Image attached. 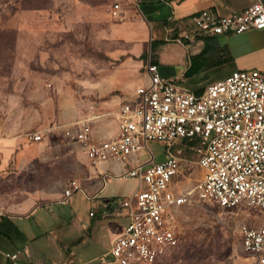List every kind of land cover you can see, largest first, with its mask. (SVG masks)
Segmentation results:
<instances>
[{"label":"rangeland","instance_id":"rangeland-1","mask_svg":"<svg viewBox=\"0 0 264 264\" xmlns=\"http://www.w3.org/2000/svg\"><path fill=\"white\" fill-rule=\"evenodd\" d=\"M132 2L0 0L1 210L38 189L46 195L43 199L51 192L64 198V186L81 173L82 151L56 125L86 114L92 101L98 103L100 111H113L117 100L130 98L134 86L141 83L143 64L150 53L154 56L156 43L152 42L151 49V42H147L142 51L134 53L131 41L106 35L111 23L120 20L112 13L114 4ZM230 39L233 37L224 34L211 38L212 54L194 60L195 66H203V72L195 77L201 83L229 74L226 69L230 63L215 62L222 63L229 56L225 42ZM37 130L44 135L34 142L28 133ZM195 144L190 140L186 146L174 147L195 162L192 168L174 175L190 187L201 175ZM147 145L155 161L165 156L164 141L149 139ZM131 183L129 180L118 187L116 195H123L124 187ZM80 186L70 197L52 203V208L42 207L39 216L50 223L53 230L49 236L54 237L55 245L66 251L63 245L67 244L74 251L76 263L98 264V257L109 249L111 238L119 231L100 233L98 225L112 221L123 226L126 219L89 215L96 201ZM178 216V243L155 264L250 262L241 247L240 227L260 225L259 210L199 200L182 205Z\"/></svg>","mask_w":264,"mask_h":264},{"label":"built area","instance_id":"built-area-1","mask_svg":"<svg viewBox=\"0 0 264 264\" xmlns=\"http://www.w3.org/2000/svg\"><path fill=\"white\" fill-rule=\"evenodd\" d=\"M118 8L115 3L114 15ZM192 22V30L166 39L182 43L198 35L264 29V4L256 0L224 15L202 9L192 15ZM145 71L147 82L137 85L130 98L108 112L116 121V133L95 134L93 122L105 114L96 101L89 104L86 114L56 125L78 143L91 163L123 161L129 166L119 176L137 180L128 194L105 199L89 211L100 218L126 219L109 249L98 257V264L157 263L178 243L180 207L199 200L259 210L260 225L240 227L241 247L251 258L248 264H264V67L234 69L201 92L162 75L158 64L149 59ZM43 135L41 130L28 133L33 141L42 140ZM149 139L166 143L163 159L154 160ZM190 140L196 142V163L201 167L191 187L174 178L195 164L181 150H174ZM80 188L76 179H70L62 199Z\"/></svg>","mask_w":264,"mask_h":264},{"label":"crops","instance_id":"crops-1","mask_svg":"<svg viewBox=\"0 0 264 264\" xmlns=\"http://www.w3.org/2000/svg\"><path fill=\"white\" fill-rule=\"evenodd\" d=\"M254 1L256 0H133L132 3H119L117 16L120 20L111 23L106 35L113 39L131 41L134 53L142 51L143 45L147 42L156 43L154 56L150 53L143 64L141 83L147 82L145 65L152 57L156 60L162 75L195 92H201L207 84L195 78L203 72V66H195L194 60L212 54L209 53L211 38L220 34L233 37L229 42H225L229 56L222 63L215 62L217 65L230 63L226 69L227 73L234 69L263 68L264 29L198 35L185 39L182 43L172 39L167 40V35L172 37L186 30H192L194 27L192 15L202 9H209L214 14H232L246 8ZM260 1L264 4V0ZM137 85L139 84H136L134 89ZM123 100L118 99L116 107ZM111 111H101L105 114L93 122L97 137L116 133V121L110 118L111 115L108 113ZM80 159L81 173L78 174V179H71H76L86 189L89 198L94 193L98 195L97 198H91L96 201V205L108 198L124 196L136 185L135 177L119 176L129 166L123 161L106 159L93 164L83 151ZM129 180H132V183L124 187L123 195L117 196V188L123 187ZM111 182H116L117 185H110ZM58 195V192H51L50 197L43 199L46 195L38 189L27 192L8 209H0V264H79L75 262V253L67 247V244L63 245L66 251L55 245L54 237L49 236L53 230L48 226L50 223L44 216H39L42 207L50 209L52 203L64 200ZM121 228L122 226L112 221L98 225L100 233L108 231L113 234L118 230L119 233ZM41 238L45 240L39 241ZM6 253H15L16 256L11 258Z\"/></svg>","mask_w":264,"mask_h":264},{"label":"trees","instance_id":"trees-1","mask_svg":"<svg viewBox=\"0 0 264 264\" xmlns=\"http://www.w3.org/2000/svg\"><path fill=\"white\" fill-rule=\"evenodd\" d=\"M152 42H154V41H151V49H152ZM151 61L156 62V60L152 57H151Z\"/></svg>","mask_w":264,"mask_h":264}]
</instances>
